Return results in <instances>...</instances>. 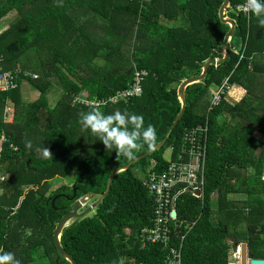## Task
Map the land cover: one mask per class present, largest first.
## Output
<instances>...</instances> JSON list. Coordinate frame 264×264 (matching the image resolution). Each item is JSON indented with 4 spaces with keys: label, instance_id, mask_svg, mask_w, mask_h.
Returning <instances> with one entry per match:
<instances>
[{
    "label": "trees",
    "instance_id": "1",
    "mask_svg": "<svg viewBox=\"0 0 264 264\" xmlns=\"http://www.w3.org/2000/svg\"><path fill=\"white\" fill-rule=\"evenodd\" d=\"M244 1L229 0L225 17L235 24L230 42H245V55L229 48L222 63L210 65L203 80L188 85L185 110L163 146L117 173L91 216L63 228L60 244L76 264H167L169 247L179 246L181 264H231L230 249L240 242L247 244L250 259H264V140L257 137L264 135V120L239 113L243 101L233 103L230 96L208 111L210 90L225 77L242 84L251 63L248 46L264 37L259 18L235 11ZM222 2L0 0V21L14 13L0 33V70L37 75L13 90H0V173L6 176L0 183V254L12 253L20 264H69L53 243L56 224L76 199L104 193L114 170L165 140L181 108L182 81L199 76L206 61L223 57L229 26L218 17ZM134 69L148 74L142 94L129 102L100 107L73 102L74 96L100 100L125 89ZM23 83L38 91L33 102L21 101ZM51 88L61 93L52 107L46 97ZM9 102L13 118L7 123L3 114ZM93 109L141 115L144 125L156 130L154 145L142 143L132 159L105 148L79 124L80 114ZM204 124L202 199L180 197L177 222L183 224L176 229L171 224L168 248L143 243L140 231L151 225L154 211L143 178L149 171L162 174L169 160H176L185 132ZM69 177L71 186L50 190L53 180ZM56 195L62 196L51 206ZM229 238L236 244L230 246ZM233 257L239 264V254Z\"/></svg>",
    "mask_w": 264,
    "mask_h": 264
},
{
    "label": "built area",
    "instance_id": "2",
    "mask_svg": "<svg viewBox=\"0 0 264 264\" xmlns=\"http://www.w3.org/2000/svg\"><path fill=\"white\" fill-rule=\"evenodd\" d=\"M237 13L248 15L250 11L246 6V0L235 9ZM146 70L133 71V77L127 87L116 91L113 95L100 100H86L73 97L75 104L100 107L120 102L127 103L130 99L142 94V81L147 76ZM27 77L36 78L37 75L23 72L20 69L0 70V90L9 91L17 88L19 81H25ZM233 83L229 77L223 78L221 83L210 90L208 97V111L218 106L223 96H230ZM207 124L198 125L185 132L182 138V147L177 153L175 161L169 160V165L162 174L149 171L142 180V185L154 203L152 223L140 231L139 238L143 243L160 244L167 247L172 239L171 224L174 229L181 227L183 221H178L176 204L181 196L190 195L198 199L203 197V172L207 148ZM4 140V139H3ZM14 149V148H13ZM171 151H168V157ZM6 180V176L0 173V183ZM176 212V215H172ZM187 225L186 227H190ZM183 239V237L181 238ZM167 264H181L180 246L169 247Z\"/></svg>",
    "mask_w": 264,
    "mask_h": 264
},
{
    "label": "clouds",
    "instance_id": "3",
    "mask_svg": "<svg viewBox=\"0 0 264 264\" xmlns=\"http://www.w3.org/2000/svg\"><path fill=\"white\" fill-rule=\"evenodd\" d=\"M250 13L259 18V23L264 25V0H246ZM79 124L83 130L89 131L105 148H114L118 154L128 159L134 158L135 150L142 143L150 147L156 140V130L152 125L145 126L143 117L134 113L119 110L105 113L98 109L80 114ZM30 147V142L26 145ZM45 155L49 151L45 149ZM0 264H20L12 253L0 254Z\"/></svg>",
    "mask_w": 264,
    "mask_h": 264
},
{
    "label": "water",
    "instance_id": "4",
    "mask_svg": "<svg viewBox=\"0 0 264 264\" xmlns=\"http://www.w3.org/2000/svg\"><path fill=\"white\" fill-rule=\"evenodd\" d=\"M230 7L229 5V0H223L219 10H218V17L219 20L221 21V23L226 24L229 26V30L227 31V33L225 34L224 38H223V57L220 60H214V61H206L203 64L202 67V72L199 76L197 77H191V78H187L185 80L182 81V83L179 86L178 89V94H179V98H180V103H181V108L179 113L176 116V119L174 120L170 131L168 133V135L166 136L165 140L161 141L160 143L156 144L153 148H151L149 151L145 152L144 154L136 157L130 164L121 167L117 170H114L108 180L107 183V188L105 190L104 193L102 194H90V195H85L82 196L78 199H76L71 206L69 207V212L66 213L65 215H63L61 217V219L58 221V223L56 224L54 231H53V243L54 246L58 252V254L65 259L69 264H76L74 258L72 257L71 254H69L67 251H65L61 244H60V235L61 232L63 230V228L67 227L69 225L70 222L75 221L77 219H80L84 216H86L87 214H89L96 206L97 204L101 201L102 198L105 197V195L108 193L109 191V187L111 185V182L113 180V177L121 172L124 171L126 169H128L131 165L135 164L137 161H139L140 159L150 155L151 153L155 152L157 149H159L161 146H163V144L165 143V141L169 138L172 130L174 129V127L177 125L182 113L185 110V106H186V101H185V95H184V91L185 88L188 85H191L193 83H198L201 80H203V78L205 77L206 73H207V69L210 65H218L220 63H222L228 56V50H229V40L232 38L233 34H234V30H235V24L234 22L225 17L226 14V10ZM62 195H56L52 200H51V206H53L55 200ZM75 196V190H74V185H73V195L72 198H74ZM94 197H98L97 201L90 204L89 206H87L86 208H84L83 210H81L86 204L87 202H89L90 200H92ZM66 198H68L66 196ZM172 215H176V212H173ZM237 248L239 250V252L237 251ZM239 254V264H264V259H250L247 255V244L246 243H241L239 245H236V251L235 253Z\"/></svg>",
    "mask_w": 264,
    "mask_h": 264
},
{
    "label": "crops",
    "instance_id": "5",
    "mask_svg": "<svg viewBox=\"0 0 264 264\" xmlns=\"http://www.w3.org/2000/svg\"><path fill=\"white\" fill-rule=\"evenodd\" d=\"M13 17H14V13H10L6 17L1 19L0 33L8 27L9 21ZM166 23L167 22L165 21L164 24ZM230 40L228 43L229 48L230 49L232 48V50L235 53H239L242 49V52L244 51V55H245V51L247 50L245 42L241 40H235L232 41L231 43ZM248 53L249 54L247 56V60L248 62H251L250 64L247 65L248 73H245L243 79L242 77H240V79H242V84H236V83L233 84L234 88L231 91L230 98L233 103L240 104V102L243 101L244 106L239 109L240 111L239 113L248 116H251V114H253L255 118H258L259 116L262 117L264 120V37L259 38L258 41H252V46L251 47L248 46ZM28 89H29V85L25 83L21 84L20 95H21V101L24 103H29L28 100L26 99L30 97L31 91H28ZM53 90H57L60 92V90L56 88H53ZM38 97H39V93L38 91H36L34 100H36ZM34 100H32V102ZM7 109L9 110L8 114L5 113ZM252 109H254L253 112H251ZM12 112H13V108L11 103L9 102L5 107L3 114V118L5 122L10 123L12 121L13 118ZM257 127L258 126H256L255 128ZM257 137L261 141L264 140V135L261 133L257 134ZM1 194H2V190L0 189V195Z\"/></svg>",
    "mask_w": 264,
    "mask_h": 264
},
{
    "label": "rangeland",
    "instance_id": "6",
    "mask_svg": "<svg viewBox=\"0 0 264 264\" xmlns=\"http://www.w3.org/2000/svg\"><path fill=\"white\" fill-rule=\"evenodd\" d=\"M165 23V22H164ZM239 45H240V43H239ZM27 85H29V84H27ZM31 86H29V89H28V91H31V94H30V97L29 98H27L26 100H28V102H32V100H34V98H35V92H36V90L34 89V88H30ZM60 92L59 91H57V90H53V88H51L47 93H46V95H47V98H48V101H49V104H50V106H54V104L58 101V99L60 98ZM9 110L7 109V112H8ZM10 114V113H9ZM165 158L166 159H168V151H166L165 152ZM264 175V174H263ZM72 181V179H71V177H69V178H66V179H64V180H61V179H56V180H53L52 182H51V188H50V190L51 191H54V190H56V189H58L59 187H61V186H63V185H68V186H71V182ZM230 198H232L231 196H230ZM234 198V200H240L241 199V196H235V197H233ZM213 206H214V208L216 207V203H215V200H216V196H214L213 198ZM97 201V199L94 201V202H96ZM92 200H90L89 202H87V204L81 209V210H83L84 208H86L87 206H89L90 204H92ZM93 202V203H94ZM88 216H91V213H89L88 214ZM70 224V223H69ZM128 232V231H127ZM228 243L230 244V246H233V245H235L236 244V241L234 240V238H229L228 239ZM242 242H240L239 244H241ZM238 244V245H239ZM235 251H236V249L235 248H231L230 249V252H229V254H230V256H229V261H230V263L231 264H236V262H235V259H234V257H233V253H235ZM237 251L239 252V250H238V248H237ZM237 253V252H236ZM238 254V253H237ZM49 263V261L48 260H39L38 262L37 261H34V262H32V263H29V264H48Z\"/></svg>",
    "mask_w": 264,
    "mask_h": 264
}]
</instances>
